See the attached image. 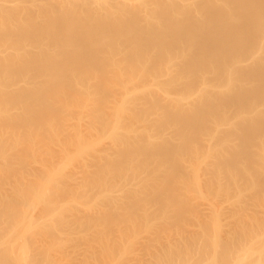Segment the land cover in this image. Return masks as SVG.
Wrapping results in <instances>:
<instances>
[{"label":"bare ground","instance_id":"obj_1","mask_svg":"<svg viewBox=\"0 0 264 264\" xmlns=\"http://www.w3.org/2000/svg\"><path fill=\"white\" fill-rule=\"evenodd\" d=\"M263 41L264 0H0V264H61L55 252L67 249L69 264L116 263L117 224L124 219L130 232L137 228L140 210L134 205V215L133 204L128 210L121 202L132 187L121 188L126 196L118 206L113 195L97 199L86 218L63 201L73 190L85 199L100 185L114 194L109 178L125 171L140 178L131 183L140 195L133 194L149 200L141 208L135 195L128 200L141 209L145 233L155 234L123 264H264V55L257 54ZM132 90L141 96H126ZM62 105L85 113L76 131L62 125L77 138L60 129L66 139L56 144L59 154L48 150L58 132L40 139L38 128H50ZM126 116L141 126L127 127ZM105 129L110 142L96 144ZM9 139L19 141L15 151L5 149ZM69 144L77 156L68 158ZM92 145L101 154L65 172ZM202 162L205 172L190 170ZM213 188L234 190L218 194L236 197L237 207L233 198L231 207L221 205L226 199L212 208L192 203ZM190 219L185 230L172 229ZM48 220L57 224L49 229ZM158 225L170 232L162 235ZM92 228L93 240L85 237L92 247L98 242L97 252L86 251L88 239L85 250L80 238L56 240L67 230ZM98 228L117 229V245L108 244L109 236L101 240Z\"/></svg>","mask_w":264,"mask_h":264},{"label":"rangeland","instance_id":"obj_2","mask_svg":"<svg viewBox=\"0 0 264 264\" xmlns=\"http://www.w3.org/2000/svg\"><path fill=\"white\" fill-rule=\"evenodd\" d=\"M257 54H258V56H263L264 55V41L262 42V44L259 46V48H258V50H257ZM244 65H248V64H250V61H245L244 63H243ZM263 74H264V71H263ZM264 76V75H263ZM138 90V89H137ZM135 91V90H132L130 93V95H129V93L126 95V96H133V93H134V95L136 94V92H137V95L138 94H140V91ZM141 94H142V92H141ZM134 96V99H136L137 97L139 98L141 95H138V96ZM122 96V95H121ZM123 96L125 97L124 99H127V98H129V97H126L125 96V94H123ZM122 96V97H123ZM67 98H69V96L67 97ZM121 98V97H120ZM70 99V98H69ZM133 99V98H132ZM133 99V100H134ZM66 100V99H65ZM71 100V99H70ZM69 101V100H68ZM65 102V101H64ZM67 102V101H66ZM65 102V103H66ZM63 103V102H62ZM64 103V104H65ZM71 108H73V107H71ZM71 108H67L66 109V107H65V105H62L61 106V108L59 109L60 111V113H59V116H58V118L57 119H55V121L57 122V123H55V126H54V128H52L51 129V127H53V125H54V122H53V124H51L52 126L50 127V128H47V126H43V127H40V128H38V131H39V133H40V135H39V137H40V139H44V138H48V136H49V138H51V137H53L54 136V134L53 133H55V131H57L56 133L58 134V136H57V138L55 137V139L53 138L52 139V141L51 142H49L48 143V145H49V147H48V150H49V148H50V150H49V152L51 151V148H53V150H54V152H55V150H56V148L58 147L56 144L59 142H64L65 141V137H64V135H62L63 133H61V130L62 129H64V127L63 128H61L62 127V125H66L67 126V128L68 127H72L71 129H74L75 128V126H78L79 127V125H80V122L81 121H83V119H80L81 118V116L79 117L78 116V114L80 113V115H83L84 113H85V111L83 112V114H81L82 112L81 111H76V109L77 108H75V110H74V108L72 109V112L70 111V110H68V109H71ZM114 109V104L112 103V104H110V106H108V107H105V106H102V109H101V114L102 115H104V114H106V113H108V112H110V111H112ZM76 111V112H75ZM127 112V111H126ZM125 112V113H126ZM73 113H75V114H73ZM72 114L74 115L73 117H72ZM71 117V118H70ZM79 117V118H78ZM83 117V116H82ZM77 118H78V122H77ZM85 120V119H84ZM128 120H129V118H128ZM127 120V116L125 117V121L126 122H129ZM131 122V121H130ZM130 122L128 123L129 124V126H127V127H132V128H135L136 129V127H139V126H141V124L139 123L138 124V122L137 123H132L131 122V126H130ZM69 123H71L72 125L70 126V125H67V124H69ZM128 124H126V125H128ZM134 124V125H133ZM82 125H84V124H82ZM65 126V127H66ZM40 129V130H39ZM61 129V130H60ZM69 129V128H68ZM68 129H66V130H68ZM76 129V128H75ZM74 129V130H75ZM65 129H64V131L65 132H67ZM71 130H69V132H67L66 134H67V136L70 134V133H72L71 135H69L68 137H67V139H72V140H75L76 138H77V136L76 137H74L76 134L74 133V136H73V130L70 132ZM76 131V130H75ZM88 131V130H87ZM104 131V133H103V135H102V137H101V141L100 142H98V143H96V144H98V145H100L101 144V146H102V144L103 143H109L110 141H108L109 140V134H110V130H103ZM52 132V133H51ZM65 132H64V134H65ZM89 132V131H88ZM56 133H55V135H56ZM86 133V132H85ZM50 135H52L51 137H50ZM88 135H89V133H88ZM88 135H87V137H88ZM63 137H64V139H63ZM104 137V138H103ZM110 140H111V138H110ZM153 141H156L155 140V138L154 139H152ZM106 141H108V142H106ZM1 142V141H0ZM4 142V141H3ZM18 145H19V141H17V140H13V139H9V140H7L6 142H5V144H4V147H5V149H7L8 151H15L16 149H17V147H18ZM53 145H56V146H54L53 147ZM98 145H92L91 146V152H89V154L88 155H86V154H84L85 155V158L84 159H82L83 158V156H82V158H80V159H82V160H79V159H77L78 161H76V159L73 161L72 160V162H71V164H70V166H72V168L71 167H67V169L65 170V172H68V171H71V170H79V169H81V167L82 166H84L85 164H91L90 162L91 161H93V159H95L94 158V156L95 157H97L98 155H100L101 154V150H97V149H99L98 148ZM104 145V144H103ZM100 146V147H101ZM56 147V148H55ZM72 147V148H71ZM112 147H115L114 145L112 146ZM95 150H94V149ZM58 149V148H57ZM43 150L44 151H42L41 153H40V155L41 156H43L44 155V157H43V160H44V158L47 160V157L50 155L49 154V152H48V150H46V149H44V147H43ZM67 150H68V152H67V154H68V158H72V157H74V156H77V149H76V146L75 145H67ZM96 150H97V152H96ZM58 150H56V152H57ZM59 151H60V149H59ZM58 151V152H59ZM53 152V151H52ZM51 152V153H52ZM94 155H93V154ZM59 154H60V152H59ZM93 155V156H90V155ZM47 155V157H45ZM52 155V154H51ZM97 155V156H96ZM59 156H61V155H59ZM114 157V156H113ZM46 160H44V161H46ZM113 161L115 160V159H112ZM76 161V162H75ZM64 164V161H58L57 162V166H55V168L57 169L58 167H60V165H61V167L63 166V164ZM74 164V165H73ZM133 164H139L138 163V161H133L132 163H131V165H133ZM202 165V166H198V165ZM198 165H197V167L196 168H198V169H193V168H190V170H192V172H194V171H198V173H201V172H205L204 170H205V164L202 162V164L201 163H199ZM75 166V167H74ZM202 167V168H201ZM68 168H70V170H68ZM75 168V169H74ZM204 168V169H203ZM55 169V170H56ZM189 170V171H190ZM206 170H207V167H206ZM196 171V172H197ZM195 172V175L197 174L198 175V173H196ZM123 173V175H122V177L121 178H118V175H116V176H114V177H110L109 178V185H110V188H111V190H113V193L114 194H112V193H108L107 191H105V189L103 188V185H100V186H98L99 188H98V190H96V188L93 190H91L90 192H92V193H90V194H85V195H83L84 197H85V199L84 198H80V197H77V196H79V194H81V192L80 193H76V195L74 194V190L72 191V193H73V195L71 196V197H69L66 201H63V204H66L67 203V205H71L73 208H71L72 210H73V212H75L77 215H78V213H79V215H80V217H82L83 215H86L85 217L83 216V218H86L87 216H89L90 215V212H88L89 211V209L88 210H86V208H88L90 205H92V204H94V203H96L95 201L98 199V202H100V200L99 199H102L103 198V200H104V202L106 201V200H108V199H106L105 200V198H104V196L106 195L107 197H109L110 198V196L111 195H113L112 197H114L115 196V198H111L112 200V202H113V205H115L116 206V204H117V206H118V204H119V202H120V200H119V198L118 197H120L121 198V196L124 194V192H126V191H124L125 190V188L127 187L128 188V186H130V187H132L131 189L132 190H134L135 192H138V191H136V189H133V188H135L134 186H132L131 185V183H135V181H137V180H139V179H135V180H133V176H132V174L130 173H128V172H122ZM191 172H189V174H190ZM264 173V172H263ZM81 174V173H80ZM79 173H77V176H79L80 175ZM143 175V174H142ZM190 175H192L193 176V173L192 174H190ZM139 177V176H138ZM189 177V176H188ZM190 178H191V176H190ZM192 179H190V181H191ZM131 181V182H130ZM222 180H220V182H221ZM227 181V179L225 180L224 179V181L223 182H226ZM125 182V183H124ZM130 184H129V183ZM186 182H189V178H188V181H186ZM126 183H128V185L126 184ZM138 183V182H137ZM222 183V182H221ZM225 185V184H224ZM124 186H126V187H124ZM190 186V185H189ZM197 186V185H196ZM130 187H129V189H130ZM194 187V186H193ZM101 188H103V190L104 191H102L101 192ZM124 188V190L122 191V189ZM126 188V189H127ZM195 188V187H194ZM119 189H121V190H119ZM191 189H193V188H191ZM190 189V190H191ZM202 189V188H201ZM203 189H204V191H205V187H203ZM207 189V188H206ZM209 189V188H208ZM213 189H218V188H213ZM213 189H212V191H213ZM220 190H221V192H222V189L221 188H219ZM216 190V193H215V190H214V192H212L211 190H209V191H207L208 193H206L205 192V194H204V196H202V197H199L200 198V200H198V201H196V199L198 198V197H196L195 199H194V201L192 200V203H194V204H197V202H198V204H199V202L200 201H202V202H200V203H202L201 205L204 207V208H206L205 206L206 205H208V203H209V206H210V208H212L213 206H215L218 202H219V207H220V203L222 202L221 200L222 199H226L225 200V202H226V204L225 203H221V205H223V206H226V205H228L230 202H231V200H232V203H231V206L232 207H237V205L236 204H238V202L236 201V197H230L229 198V196L231 195V196H234V195H232L234 192V190H228V189H226V190H228V191H230L231 193H227V191L225 190V191H223V192H225V193H227V194H229V196L227 197L226 196V198L222 195V193H219L221 196H223V198H221V197H216L217 195H219L218 194V191H220V190ZM223 189H225V188H223ZM232 189H234V188H232ZM114 190L116 191H118L119 190V192H114ZM131 190V192H129L130 190H127L128 192H127V196H126V194H124L126 197H125V199H123V197H122V201L121 202H124L125 203V206H127V207H121L120 208V206H122L123 204L122 203H120V206L119 207H117V208H120V209H122V210H124V209H126V208H128V210L130 209L129 208V204H130V207H131V204H133L132 205V207H131V213H133L134 215L136 214V212H134L135 210V207L137 208L138 207V211L140 210L141 211V207L143 206V204L142 205H139V203L143 200V202H145L144 200L146 199V198H148V197H146L145 199H144V197H145V194L143 193V192H141V196H142V194H144L142 197L141 196H137V194L135 195V194H133V191ZM139 190H140V188H139ZM195 190V189H194ZM197 190V189H196ZM189 191V190H188ZM191 191H193V190H191ZM120 192H123V193H120ZM134 192V193H135ZM148 192H150V190L148 191ZM83 193V192H82ZM130 193V194H129ZM107 194H110V196H108ZM147 194V193H146ZM213 195L212 197L211 196H209V195ZM214 194H215V196H214ZM217 194V195H216ZM235 194V193H234ZM129 195V196H128ZM132 195V197H134L135 198V196H136V198L135 199H140V201H138V200H135V203H137L139 206H140V208H139V206H137V204H134V201L132 200V203H131V199H134V198H132L131 197V199L130 200H128L129 198H130V196ZM135 195V196H134ZM138 195H140V193L138 192ZM207 195L209 196V197H207ZM224 195H226V194H224ZM81 196V195H80ZM149 196V195H148ZM128 197V198H127ZM201 198H203V199H201ZM207 198H208V200H207ZM213 198V199H212ZM231 198H233V199H231ZM209 199H211V200H209ZM228 199H231V200H229L230 202H227L228 201ZM76 200L78 201V202H76ZM82 200V201H81ZM117 200H119V202H117L116 203V201ZM123 200H126V201H123ZM129 201V203H127L128 201ZM147 200V199H146ZM149 200V199H148ZM147 200V201H148ZM217 200H219V201H217ZM223 200V201H224ZM81 201V202H80ZM137 201V202H136ZM206 201V202H205ZM208 201H210V202H208ZM215 201H217V203L215 202ZM234 201V202H233ZM94 202V203H93ZM101 202H103L102 200H101ZM107 202V201H106ZM115 202V203H114ZM205 202V203H204ZM213 202V203H212ZM216 204H215V203ZM237 202V203H236ZM228 203V204H227ZM122 204V205H121ZM141 204V203H140ZM204 204H206V205H204ZM215 204V205H214ZM225 204V205H224ZM234 204V205H233ZM134 205H135V207H134ZM201 205L198 207V205H196L197 206V208H203V207H201ZM218 205V204H217ZM105 205H103V208H106V207H104ZM110 206V205H109ZM209 206H207L208 208H209ZM230 206V204H229V206L228 207H231ZM134 207V208H133ZM101 208H102V206H101ZM112 209L113 208H115L114 206L113 207H111ZM124 208V209H123ZM235 209V208H234ZM117 210V209H116ZM122 210L120 211V212H122ZM132 210H134L133 212H132ZM137 210V209H136ZM119 210H117V212H118ZM126 211V210H125ZM140 211L139 212H137L138 214H136V216H138V218L136 217V216H134L135 218H136V221H137V223L134 221L133 222V224L134 223H136V227L137 228H133V229H135V232H130V226L127 224V226H128V228L127 227H125L126 226V224H124L127 220H121V219H116V220H118V223H119V221L121 220V222L123 223V221H125L123 224H121V223H119V224H117V225H121L119 228H120V230L122 231L121 233H119V232H117V233H115V231H117V229H119L118 228V226L117 227H114V228H117L116 230H114V229H112V230H114V232L112 233L111 231L112 230H109V232H107V233H105V231H107V229L106 230H103V235L104 236H102V238H101V240H106V237L105 236H109L108 237V244L110 245L111 243H113V244H111V247H112V245H115L116 243H117V238H118V246H117V248H116V250H115V252L113 253V255H115L116 253H117V256H116V258H114L113 257V259H115V261H113V262H120L121 264H123L122 262H128V261H130V259L129 258H132L133 256L132 255H134V253H136V252H138V249H140L141 248V246L144 244L143 242H145V241H147L150 237H152V236H154V234L153 233H150V234H147V233H145V226H146V223L145 222H142V215H141V213H140ZM70 211H68L67 213H69ZM85 213V212H87V214L85 213V214H82V213ZM94 212H95V210H94ZM130 212V211H129ZM189 212H191V211H189ZM189 212H188V214H189ZM81 213V214H80ZM123 213V212H122ZM130 213V214H131ZM94 214V213H93ZM133 214H131V216L133 215ZM186 214H187V212H186ZM191 214V213H190ZM189 214V215H190ZM121 215V214H120ZM188 216V215H187ZM121 217V216H120ZM119 217V218H120ZM123 217V216H122ZM121 217V218H122ZM133 216H132V218H134ZM189 217V216H188ZM134 218V219H135ZM141 218V219H140ZM134 219H132L131 221H133ZM139 219H140V221H139ZM114 220V219H113ZM189 220V219H188ZM192 219H190V223L188 222V221H186L185 222V225H182V224H179V226L177 227V226H173L172 227V229L173 230H176L177 232L179 231V232H181V230L183 231V229L185 230L186 228H188L189 226H190V224H191V221ZM52 221H54V220H48V225H49V229L50 228H53V226H54V223L55 224H57V222H52ZM115 221V220H114ZM111 223H112V221H111ZM126 223H128V222H126ZM132 222H130V224H131ZM183 224H184V222H182ZM150 224V223H149ZM73 225V224H72ZM71 225V226H72ZM56 226V225H55ZM84 227H87V226H84ZM83 227V228H84ZM102 227V226H101ZM113 227V226H112ZM159 227V228H158ZM158 230H157V228H156V230L160 233L161 232V230L164 232L165 230H164V228H165V226H161V225H158ZM177 227V228H176ZM132 228V227H131ZM176 228V229H175ZM98 229H100V230H98ZM97 229V231H99V232H102V230H101V228H98ZM111 229V228H110ZM129 229V230H128ZM166 229V228H165ZM172 229H171V231H172ZM179 229V230H178ZM92 230H93V232H91V229H90V234L88 233V232H85V231H83V230H78V229H72V230H67V231H65L64 233H63V235H62V237L60 238V239H56V240H61V239H66L67 241L69 240V239H73V238H75L74 239V241L76 240L77 241V238L79 239V241H80V243L82 244H80L81 245V247H83V249H84V247H86L87 246V244L89 243V245H88V247L87 248H85V249H87L86 251H90V249H91V247L94 245V241H91V240H89V238H87L89 241L88 242H86L85 243V241H87V239H86V237L85 236H89L91 239H92V233H94L95 231H94V229L92 228ZM160 230V231H159ZM166 231H167V229H166ZM50 232V231H49ZM67 232H69V233H67ZM150 232H152V230H150ZM157 232V233H158ZM170 232V231H169ZM168 231L166 232V233H169ZM173 232V231H172ZM96 233V232H95ZM118 234V236L116 235V237H115V234ZM176 233V232H175ZM86 234V235H85ZM87 234H89V235H87ZM109 234V235H108ZM153 234V235H152ZM161 234H162V232H161ZM160 234V235H161ZM112 235H114V237L113 238H110ZM146 235H148V237L146 236ZM162 235H164V234H162ZM209 235H210V237L208 236V240H207V243H209L210 244V239H211V232L209 233ZM101 236V235H100ZM41 236H38V240L40 241V242H42V241H46V238H45V236L43 237V238H41V239H39ZM51 237V238H50ZM50 237H48L47 238V242L49 241V239H51V241H54L52 238H53V235L52 236H50ZM54 238H57V236H55L54 235ZM213 238V237H212ZM43 239V240H42ZM64 239V240H65ZM37 240V241H38ZM93 240V239H92ZM109 240H110V242H109ZM151 240V239H150ZM38 241V242H39ZM51 241H49V242H51ZM73 241V242H74ZM83 241V242H82ZM113 241V242H112ZM114 241H116V242H114ZM154 240H152V242H153ZM38 242H37V244H38ZM66 242V241H65ZM71 242H72V240H71ZM71 242H69V243H67L66 242V245H70V244H72L73 245V243H71ZM96 244L98 245V242H96ZM95 244V246L94 247H92L93 248V251H96L97 250V248L99 247V246H97ZM116 244V245H117ZM79 245V244H78ZM79 245V246H80ZM91 246V247H90ZM90 247V248H89ZM79 249H80V247H79ZM82 248L80 249V251L81 250H83ZM84 249V250H85ZM95 249V250H94ZM99 249V248H98ZM65 250V249H64ZM92 250V249H91ZM61 252H63V250H60ZM60 251H56L55 252V255H54V258L57 260V261H59L60 259H61V264H69V262H71L72 261V256L70 255V254H68V252L70 253V250H65V251H68V252H63V253H61ZM97 251H99V250H97ZM96 251V252H97ZM59 253V257H58V253ZM81 252H83V251H81ZM57 253V254H56ZM57 255V256H56ZM128 259V261H126ZM116 263H113V264H116ZM120 263H118V264H120Z\"/></svg>","mask_w":264,"mask_h":264}]
</instances>
